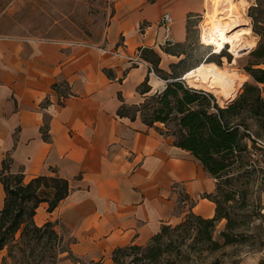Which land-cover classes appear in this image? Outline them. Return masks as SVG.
<instances>
[{
	"label": "crops",
	"instance_id": "1",
	"mask_svg": "<svg viewBox=\"0 0 264 264\" xmlns=\"http://www.w3.org/2000/svg\"><path fill=\"white\" fill-rule=\"evenodd\" d=\"M208 3L109 0L102 31L90 41L0 35V167L9 158L10 170L21 173L24 182L39 175L68 180V195L52 211L41 202L34 221L39 226L54 222L76 257L110 259L116 247L145 245L162 225L177 224L189 210L214 216L216 205L205 194L213 193L215 179L203 166L158 130L162 123L147 126L139 116L117 114L122 101L143 100L138 86L146 78L147 94L165 85L145 63L130 67L124 56L153 49L159 68L170 72L169 65L183 57L178 53L188 25L198 38L197 19ZM164 13L173 20L171 45L163 43L159 19ZM234 63L207 64L234 74L236 85L249 76ZM184 75L189 86L212 92L219 104L233 100L241 87L225 99L205 85L190 84ZM56 83L64 94L53 88ZM4 196L0 182V210ZM180 203L187 205L180 208Z\"/></svg>",
	"mask_w": 264,
	"mask_h": 264
},
{
	"label": "trees",
	"instance_id": "2",
	"mask_svg": "<svg viewBox=\"0 0 264 264\" xmlns=\"http://www.w3.org/2000/svg\"><path fill=\"white\" fill-rule=\"evenodd\" d=\"M247 16L251 19L252 33L259 37L242 67L250 81L246 80L241 92L223 106L212 92L191 87L182 77L203 62L214 61L221 65L222 57L231 61L230 55L222 54L225 46L216 53L221 55L220 58H214L213 52L206 53L189 66L186 46L197 44L199 36L193 38V29L188 25L186 44L178 53L183 57L169 65L170 72L159 68L157 52L150 48L141 49V57L165 80L164 88L147 94L150 87L146 78L138 86L143 100L138 104L122 101L117 114L132 120L139 116L147 126L162 123L163 128L158 130L173 136L174 144L188 151L215 179L213 193L205 194V197L213 201L216 208L211 218L189 210L177 224L162 225L145 245L116 247L111 254V264H186L190 257L195 262L204 263L210 254L236 241L233 230L238 223L231 215L232 206L229 204L240 192L234 187L235 182L242 176L244 167L249 165L253 150H258L248 132L249 121L264 130V0H254L248 7ZM164 51L168 52V48ZM105 72L110 75L107 69ZM59 86L56 83L53 88L60 92ZM60 93L64 94L63 91ZM0 182L5 193L0 210V252L5 250V254L0 264H61L67 259H72L73 263L102 264L76 257L69 249V240L67 245L63 244V237L55 230L54 222L39 226L34 221L41 202H46L47 211H52L68 195L67 179L58 175H39L24 182L21 173L10 170V159L6 158L0 167ZM242 198L245 199V194ZM223 219L221 243L214 238V232Z\"/></svg>",
	"mask_w": 264,
	"mask_h": 264
},
{
	"label": "rangeland",
	"instance_id": "3",
	"mask_svg": "<svg viewBox=\"0 0 264 264\" xmlns=\"http://www.w3.org/2000/svg\"><path fill=\"white\" fill-rule=\"evenodd\" d=\"M244 1L248 2L243 16L246 19L248 7L254 3V0ZM108 3L109 0H0V35L55 39L58 41L94 40L95 37L100 35L110 11ZM202 17L203 13L197 19L196 26L199 25ZM246 27L251 28L250 18L247 19V23L243 22L242 25H238L236 30L245 32ZM192 36L195 37L194 30ZM258 39L259 37L254 33L246 38L241 36V40L245 45L249 41H254L253 43L257 44ZM200 43L199 38L197 44L186 46L189 54L187 62L189 66L196 63L206 53L214 51V46ZM229 49L230 47L225 45L222 54L230 55L231 61H228L226 57L220 58L221 55L218 54H215L214 58H220L225 63L227 61L232 62L234 57ZM248 52L237 57L233 66L242 70V67L246 64ZM225 66L230 67L228 64ZM224 74L229 77L234 76V74H229L226 69H224ZM239 79L241 81L242 77ZM243 82L241 81V83ZM236 86L240 85L237 84ZM220 105L223 106L225 103L220 101ZM248 129L252 139L264 142V130H259L251 121H249ZM249 144L251 145L250 142ZM249 158V165L244 167L241 172L242 176L234 185L241 193L235 194L234 200L229 204L232 206L231 215L238 223L233 230L236 241L224 245L218 251L210 254L206 257L204 263H200V260L195 262L196 260L194 261V258L190 257L186 264H264V166H261L260 162L261 159H264V148L254 149ZM176 191L178 192V199H183V191L180 189ZM244 194L245 199L242 200ZM186 205L179 204L180 208H184ZM224 225V219L219 221L214 232V238L221 243L223 238L220 232L224 229ZM68 240L70 241V239L64 237L63 244L67 245ZM4 254L5 250H2L0 260ZM88 260L90 259H82V261ZM92 260L100 261L102 264H111V258ZM61 264L80 263H73L72 259H67L62 261Z\"/></svg>",
	"mask_w": 264,
	"mask_h": 264
},
{
	"label": "bare ground",
	"instance_id": "4",
	"mask_svg": "<svg viewBox=\"0 0 264 264\" xmlns=\"http://www.w3.org/2000/svg\"><path fill=\"white\" fill-rule=\"evenodd\" d=\"M247 3L244 0H209L199 23L200 42L204 45L214 46L213 54L219 53L225 45L229 46V51L234 57L233 63L237 57L256 45L253 41H249L245 45L241 40V36L252 34L250 28H245V32L236 30L238 25H242L246 21L242 16V11L245 10ZM184 78L188 82L195 83L193 85H206L225 99L233 97L237 90V84H234L233 77L226 76L224 71L216 65L206 62L187 71ZM243 83L240 81L238 84L242 85Z\"/></svg>",
	"mask_w": 264,
	"mask_h": 264
},
{
	"label": "built area",
	"instance_id": "5",
	"mask_svg": "<svg viewBox=\"0 0 264 264\" xmlns=\"http://www.w3.org/2000/svg\"><path fill=\"white\" fill-rule=\"evenodd\" d=\"M172 22H173L172 17L168 13H164L159 19V24L164 31V40H163L164 45H171L173 43V39L171 37ZM198 30H199V25H198ZM66 44L72 45L75 43L74 42H68ZM114 54L117 56H122L118 52H115ZM124 60L126 61V63L129 64L130 67L131 66H138L140 64L145 63L146 66L148 67L149 71L153 72L152 65L147 63L146 61H144L143 58L141 57V51L137 52L133 56H124ZM255 140H256L255 142H256L258 147L264 148V142H262L261 140H258V139H255ZM260 162H261V166H264V159H261Z\"/></svg>",
	"mask_w": 264,
	"mask_h": 264
}]
</instances>
